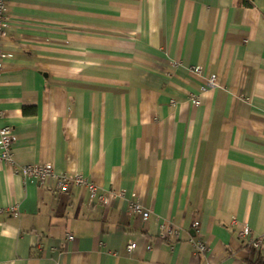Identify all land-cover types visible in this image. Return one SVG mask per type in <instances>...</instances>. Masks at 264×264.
<instances>
[{
	"label": "crops",
	"instance_id": "0c3cea01",
	"mask_svg": "<svg viewBox=\"0 0 264 264\" xmlns=\"http://www.w3.org/2000/svg\"><path fill=\"white\" fill-rule=\"evenodd\" d=\"M6 3L0 264L264 261V0ZM42 163L96 197L15 172ZM165 221L177 238L158 237Z\"/></svg>",
	"mask_w": 264,
	"mask_h": 264
},
{
	"label": "built area",
	"instance_id": "2783aa9c",
	"mask_svg": "<svg viewBox=\"0 0 264 264\" xmlns=\"http://www.w3.org/2000/svg\"><path fill=\"white\" fill-rule=\"evenodd\" d=\"M8 20L7 13V3L6 0H0V74L3 71L5 60L9 57L7 53L4 52L2 48V41L5 35V26ZM200 70L199 66L192 67L194 73H198ZM220 86L218 78L215 74L209 75L206 79L204 89H214ZM189 100L195 104L199 103L196 95H190ZM1 114V113H0ZM14 142V135L11 127L1 126L0 127V160L11 163L12 162V145ZM15 172H20L24 180L35 179L40 184L49 183L53 181L55 183L56 190L59 193H66L69 190L71 184H77L85 187L89 194L90 199L96 197V186L93 182L88 181L79 174H67L59 173L54 170L51 163L42 164H27L22 165L20 168H16ZM99 201L105 200L103 196H98ZM130 211L139 214L143 220H146L150 216V210L146 209L141 203L135 201L131 202L129 205ZM16 210L15 206H11L9 211L14 212ZM1 211V209H0ZM192 228L195 233L198 232L199 221L194 220L192 222ZM249 228L246 226L241 227L238 230V235L240 237H245L249 234ZM180 229L170 221H165L160 223V228L158 232V237L160 239H166L168 237L177 238L179 236ZM68 239H72L73 236L68 234ZM191 244L197 253H205L208 248L206 244L200 239L191 240ZM261 244V239H257L253 242L255 247ZM135 247L134 242H130L126 245L127 252H131Z\"/></svg>",
	"mask_w": 264,
	"mask_h": 264
},
{
	"label": "trees",
	"instance_id": "16d2710c",
	"mask_svg": "<svg viewBox=\"0 0 264 264\" xmlns=\"http://www.w3.org/2000/svg\"><path fill=\"white\" fill-rule=\"evenodd\" d=\"M253 264H264V261L263 260H261V259H258L255 263H253Z\"/></svg>",
	"mask_w": 264,
	"mask_h": 264
}]
</instances>
